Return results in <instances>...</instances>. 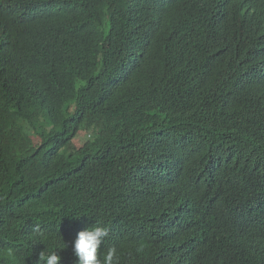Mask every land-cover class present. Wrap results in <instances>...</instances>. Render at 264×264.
<instances>
[{"label": "trees", "instance_id": "trees-1", "mask_svg": "<svg viewBox=\"0 0 264 264\" xmlns=\"http://www.w3.org/2000/svg\"><path fill=\"white\" fill-rule=\"evenodd\" d=\"M251 11L264 0H0V249L76 264L102 226L119 264H264Z\"/></svg>", "mask_w": 264, "mask_h": 264}, {"label": "clouds", "instance_id": "clouds-1", "mask_svg": "<svg viewBox=\"0 0 264 264\" xmlns=\"http://www.w3.org/2000/svg\"><path fill=\"white\" fill-rule=\"evenodd\" d=\"M251 13H256L258 16L251 28V33L257 34L260 43L264 39V15L258 11H251ZM34 233L38 238L43 239L44 234L38 227L34 229ZM108 236V229L102 226H92L78 232L72 246L73 253L77 257L76 264H119L120 256L116 247H109L106 252L100 253L98 257V250ZM65 247L66 245L63 248ZM2 259L9 260L10 264H21L15 249L11 247L0 249V260ZM60 260L61 257L56 250L49 251L45 247V250L39 253L36 264H60Z\"/></svg>", "mask_w": 264, "mask_h": 264}, {"label": "rangeland", "instance_id": "rangeland-1", "mask_svg": "<svg viewBox=\"0 0 264 264\" xmlns=\"http://www.w3.org/2000/svg\"><path fill=\"white\" fill-rule=\"evenodd\" d=\"M95 137V136H94ZM88 139V132H86V130H81V132H79V134L77 135V137L73 140V142L70 144V146H73L74 148H78L80 147L84 142L83 141H87ZM33 143L36 145L38 144V140L33 138ZM91 140L94 141V138H92Z\"/></svg>", "mask_w": 264, "mask_h": 264}]
</instances>
